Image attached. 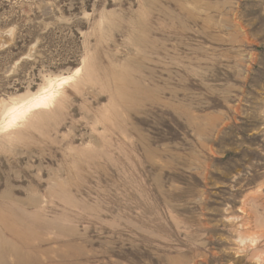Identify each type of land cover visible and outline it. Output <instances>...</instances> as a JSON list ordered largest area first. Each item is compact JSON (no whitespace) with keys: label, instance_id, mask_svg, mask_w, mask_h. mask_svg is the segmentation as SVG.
<instances>
[{"label":"rangeland","instance_id":"rangeland-1","mask_svg":"<svg viewBox=\"0 0 264 264\" xmlns=\"http://www.w3.org/2000/svg\"><path fill=\"white\" fill-rule=\"evenodd\" d=\"M0 264H264V0H0Z\"/></svg>","mask_w":264,"mask_h":264},{"label":"bare ground","instance_id":"bare-ground-1","mask_svg":"<svg viewBox=\"0 0 264 264\" xmlns=\"http://www.w3.org/2000/svg\"><path fill=\"white\" fill-rule=\"evenodd\" d=\"M78 72L79 69L75 71V74H78ZM71 78L72 76L70 75L61 76L55 79L54 82H50L46 89L43 88L42 91L34 93L26 103H14L12 106L8 107L3 117V121H5L4 125L9 126L16 124L18 121H23V119L26 117V115H28V113L31 112V110L47 107L48 105L52 104L58 95V90L55 89L54 84L60 86Z\"/></svg>","mask_w":264,"mask_h":264}]
</instances>
